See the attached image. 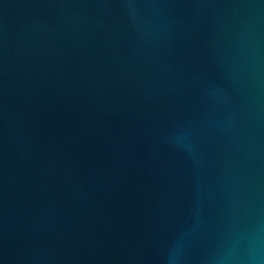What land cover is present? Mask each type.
<instances>
[{"label":"water","instance_id":"obj_1","mask_svg":"<svg viewBox=\"0 0 264 264\" xmlns=\"http://www.w3.org/2000/svg\"><path fill=\"white\" fill-rule=\"evenodd\" d=\"M0 264H264V0H0Z\"/></svg>","mask_w":264,"mask_h":264}]
</instances>
